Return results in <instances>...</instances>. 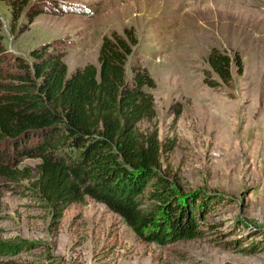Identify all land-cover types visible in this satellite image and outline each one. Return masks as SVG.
<instances>
[{"label":"rangeland","instance_id":"374dc122","mask_svg":"<svg viewBox=\"0 0 264 264\" xmlns=\"http://www.w3.org/2000/svg\"><path fill=\"white\" fill-rule=\"evenodd\" d=\"M12 1L0 0L7 60L30 62L32 50L50 44L62 54L68 76L87 64L98 67L103 37L134 29L138 45L127 79L139 64L156 83L150 91L156 118L139 129L157 130L161 170L206 207L197 238L159 245L138 239L91 199L69 206L57 220L26 189L28 181L14 187L0 177V241L29 248L0 261L264 264V0H30L17 22ZM32 8L52 13L29 24L25 15ZM213 48L238 52L243 62L242 74L232 65V83L215 89L204 83ZM0 68L7 71L5 64ZM38 163L24 159L18 167L34 175Z\"/></svg>","mask_w":264,"mask_h":264},{"label":"trees","instance_id":"16d2710c","mask_svg":"<svg viewBox=\"0 0 264 264\" xmlns=\"http://www.w3.org/2000/svg\"><path fill=\"white\" fill-rule=\"evenodd\" d=\"M29 1H12V22L20 19ZM43 12L52 13L29 10L28 23ZM137 45L132 28L103 37L98 67L87 64L70 76L62 54L50 44L32 50L30 62L7 60L0 46V66L7 69L3 73L0 68V177L14 187L28 181L26 189L57 220L69 206L91 199L143 242L192 240L201 233L199 219L206 203L173 186L161 170L157 130L139 129L140 123L156 118L150 93L156 83L139 64L131 66L127 79L126 65ZM207 63L210 72H205L204 83L213 89L232 83V65L237 74L243 72L238 52L230 56L213 48ZM175 112L178 117L180 108ZM24 159L39 160L34 175L30 168L18 167ZM28 249L23 243L0 241V258Z\"/></svg>","mask_w":264,"mask_h":264}]
</instances>
